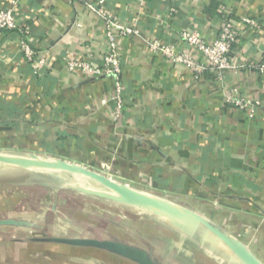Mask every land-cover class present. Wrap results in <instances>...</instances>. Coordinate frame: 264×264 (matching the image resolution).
Listing matches in <instances>:
<instances>
[{
	"label": "crops",
	"instance_id": "1",
	"mask_svg": "<svg viewBox=\"0 0 264 264\" xmlns=\"http://www.w3.org/2000/svg\"><path fill=\"white\" fill-rule=\"evenodd\" d=\"M13 3L20 25L29 27L33 46L48 49V67L47 74L35 76L19 52L17 34L0 32V147L80 160L97 171L110 165L140 170L144 178L130 172L126 178L137 185L142 181L149 189L144 191L154 190L176 204L189 197L205 208L202 201L213 200L218 205L209 204V214L188 208L264 263L252 249L264 239V74L242 68L225 72L218 82L209 71L196 74L165 61L139 38H120L125 104L119 124L112 116L113 79L66 68L67 57L84 58L86 52L92 54V62H101L108 46L101 19L67 0H0V9ZM106 7L142 36L176 43L184 28H197L209 38L230 19L241 31L233 47L234 61L264 63V0H107ZM243 17L257 19L259 27L241 24ZM180 48L188 50L184 44ZM234 88L260 102L256 114L250 116L227 104L226 95ZM6 106L16 107L15 117L4 116ZM238 227L250 237L249 243L234 235ZM183 238L192 248H202L195 234L183 233ZM18 242L13 245L19 250ZM144 250L159 264L152 251ZM6 254L2 253L4 258ZM8 258L13 260L14 254ZM69 260L81 264L83 259L75 255ZM91 261L105 264L95 257Z\"/></svg>",
	"mask_w": 264,
	"mask_h": 264
},
{
	"label": "rangeland",
	"instance_id": "2",
	"mask_svg": "<svg viewBox=\"0 0 264 264\" xmlns=\"http://www.w3.org/2000/svg\"><path fill=\"white\" fill-rule=\"evenodd\" d=\"M0 152L27 153L16 148L6 149L3 147H0ZM50 157L60 156L52 155ZM76 163L86 165L80 160H76ZM87 167L96 169V166L91 167L88 165ZM99 172L114 180L127 183L134 188L149 190L142 181L137 185L126 178L129 172L133 175L141 174L144 178L143 172L140 170L136 171L110 165L108 170H99ZM76 186L70 185L66 177L47 173L29 174L27 180L20 182L6 181L0 183V219H15L18 222L23 221L26 223L23 227L0 226V264L9 262L10 264H71L73 262L69 260V257L75 255L77 258L83 259L82 262L80 261L81 264H91V258L93 257L103 259L105 264H129L126 260L101 250L79 249L70 246H41L39 243L33 242L34 238L39 237L47 238L48 242L53 244H58L56 241L61 237H95L116 240L133 247L152 251L159 264L234 262L230 251L216 243H212L210 240H204L200 230L191 231L187 229L185 231L189 234H195L197 240L202 242L203 249L196 246L192 248V245L188 244L190 242L183 238V231L178 233L179 231L176 230L180 227H176L166 219L146 217L140 220L133 217H124L105 207L69 201L64 193L76 189ZM80 186L82 187V185ZM157 193L162 194L163 192ZM86 196L91 198L87 194ZM95 201L102 200L95 199ZM202 202L206 203V205L204 204L205 208H200L202 204L189 197H182L177 204L187 209H189L188 207L198 208L206 214L210 212L211 207H209V204L218 205L213 200ZM234 231L235 236L237 235L244 242L249 243L250 237L247 234L244 235L241 228L238 227ZM179 234H182V236H179ZM262 238L258 241V248L253 246L252 249L264 260V250L260 252V248L262 249V246H264V239ZM17 240L21 244L19 250L15 249L16 245H13ZM7 252L9 253L8 257L14 254L13 260L3 257L2 253L7 256Z\"/></svg>",
	"mask_w": 264,
	"mask_h": 264
},
{
	"label": "built area",
	"instance_id": "3",
	"mask_svg": "<svg viewBox=\"0 0 264 264\" xmlns=\"http://www.w3.org/2000/svg\"><path fill=\"white\" fill-rule=\"evenodd\" d=\"M70 4H81L85 9L98 16L104 24L108 40L107 50L103 53L101 62L94 63L90 59L92 54L86 52L84 58H66V68L69 72L79 70L89 76H107L113 79V91L110 99L113 103L112 116L116 123L124 118V83L122 78V65L120 63L119 39L123 37L139 38L154 54H158L165 61L185 66L192 72L200 74L206 71L216 74L218 82L224 80L225 72H236L246 68L264 74V63L248 61L243 64L236 63L232 57L233 47L239 40L241 31L235 23L226 19L222 22L216 36L206 37L197 28H184L179 33V43L166 42L162 38L148 39L133 25L124 24L118 16L111 13L106 7L107 0H67ZM143 3L145 0H137ZM241 24L257 29L258 20L243 17ZM13 31L18 37V49L22 57L31 67L35 76L47 74L46 54L48 49H37L31 43L32 36L29 27L20 25L19 14L15 3L12 6L0 9V32ZM44 40V39H43ZM180 44L187 46L188 50L180 48ZM226 102L233 108L256 114L260 102L247 96H241L237 88L226 95ZM106 103V100H102ZM153 193V192H152ZM154 194V193H153Z\"/></svg>",
	"mask_w": 264,
	"mask_h": 264
},
{
	"label": "water",
	"instance_id": "4",
	"mask_svg": "<svg viewBox=\"0 0 264 264\" xmlns=\"http://www.w3.org/2000/svg\"><path fill=\"white\" fill-rule=\"evenodd\" d=\"M0 167L19 168L30 175L47 173L65 177L64 173H69L77 182L76 190L96 199L116 201L145 209L153 213L156 217L166 219V221H170L176 227H180L181 229H176L179 232L183 231V233L187 234V232H185L187 229L191 231L200 230L203 234L205 233L219 243H222L226 250L232 253L233 261L235 262L241 264H264L246 246L242 245L230 235L225 234L207 219L192 210L183 208L167 198L114 180L106 174L80 163L36 153L20 154L0 152ZM82 177H88L94 180L100 185V188H94L82 182ZM80 185H82V187ZM25 224V222H18L15 219H0V226L13 225L23 227ZM33 240L40 242L48 241L47 238L42 237L34 238ZM56 242L78 247L106 250L137 262L138 264H156L144 249L133 247L116 240L99 239L95 237H61L58 238Z\"/></svg>",
	"mask_w": 264,
	"mask_h": 264
},
{
	"label": "bare ground",
	"instance_id": "5",
	"mask_svg": "<svg viewBox=\"0 0 264 264\" xmlns=\"http://www.w3.org/2000/svg\"><path fill=\"white\" fill-rule=\"evenodd\" d=\"M19 171H22V172H19ZM64 176L68 179V182L70 185L73 186V185L77 184V182L74 180V178L69 173H64ZM28 178H29V174L22 169H19V168L18 169L17 168H1L0 167V183L6 182V181H16V182L18 181V182H20V181L27 180ZM82 182H85L94 188H100V185L97 182L89 179L88 177H82ZM64 196L69 201L82 202V203L89 204V205H96V206L112 209L124 217H133V218L140 219V220L145 219L146 217H156L153 213H151L145 209L137 208V207L127 205V204H123L120 202L104 201V200L95 201L96 198L87 197L86 194H84L83 192L76 190V189L65 192ZM4 219H7V218H4ZM219 261H222V260H219ZM219 264H241V263H238L235 261L234 262L222 261Z\"/></svg>",
	"mask_w": 264,
	"mask_h": 264
},
{
	"label": "trees",
	"instance_id": "6",
	"mask_svg": "<svg viewBox=\"0 0 264 264\" xmlns=\"http://www.w3.org/2000/svg\"><path fill=\"white\" fill-rule=\"evenodd\" d=\"M3 109H4V116L15 117V115L17 114V109L15 106H6Z\"/></svg>",
	"mask_w": 264,
	"mask_h": 264
}]
</instances>
